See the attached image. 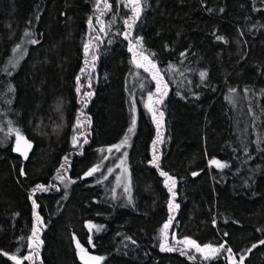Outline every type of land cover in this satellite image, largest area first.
Listing matches in <instances>:
<instances>
[{"label":"trees","instance_id":"16d2710c","mask_svg":"<svg viewBox=\"0 0 264 264\" xmlns=\"http://www.w3.org/2000/svg\"><path fill=\"white\" fill-rule=\"evenodd\" d=\"M107 5L0 0V264H79L77 241L100 264H264V0Z\"/></svg>","mask_w":264,"mask_h":264},{"label":"snow or ice","instance_id":"6c2138e0","mask_svg":"<svg viewBox=\"0 0 264 264\" xmlns=\"http://www.w3.org/2000/svg\"><path fill=\"white\" fill-rule=\"evenodd\" d=\"M129 3L135 5V7L133 8L134 15H133V18H132L133 21H134L135 19H137L139 17V14H140V0H129ZM105 5H106V7L108 6L107 5V0H105ZM90 23H91V21H90ZM124 23L126 25H128L129 27H131V25L129 24L128 20H125ZM25 35H28V33H26ZM126 38H127V34H126ZM217 39H223V37H217ZM37 42L38 41H36V40H32L31 41V43H33V44H35ZM17 47L19 48V45ZM87 50H88V45H85V51L87 52ZM129 51H132V49L130 48ZM144 59H147V57H144ZM137 66L138 67H143V65H137ZM152 67L155 68V65L153 64ZM200 77H201V80H203L206 77V73L205 72H201L200 73ZM153 78L155 79L156 77L154 76ZM77 79H79V78H77ZM77 91H79V89H77ZM88 95H90V94H88ZM152 95H153L152 93H149V97H148L149 101L152 100ZM145 106L146 107H149V110L152 111V108L150 107V105H145ZM160 115L163 116V113L161 112ZM134 127H135V120H133V125H132V127H130L128 129V132L131 133L133 131ZM21 139H23V137L20 136V134H19V132L17 130V143L18 144H19V141ZM127 142H128V137L126 135L125 136V139L121 142V145H116L114 147L116 148L117 151H119L120 147L123 144H127ZM25 143L27 144L28 142L25 141ZM84 143H87V140H85ZM76 144H77V140L74 137L73 138V145L75 146ZM153 144L155 145L156 144V141H153ZM29 147H30V145H29ZM16 151H20L19 147L16 148ZM109 151H111V149H109ZM124 155L126 156L127 154L125 153ZM25 158H26V156H25ZM64 159L67 162V159L68 158L65 157ZM158 161H159V157L156 156L155 153H154L153 159H152V161L150 163H152L155 167L159 168V162ZM210 164H215L217 167H221V168L222 167H226V165L221 164L219 161H217L215 159L211 160L210 161ZM62 167H63V165H62ZM98 170H99V166H95V167L91 168L88 172H86L85 175L86 176L93 175ZM21 174L22 175L24 174L23 173V169H21ZM160 175L166 177V180H165V184L166 185H167V183H168L169 180L172 181V187L169 188V191L171 192L172 191V188L175 187V183H176L175 180H174V178H172L171 176L168 175V173H166V172H164L162 170L160 172ZM193 175H197V173H193ZM38 189L39 190H44V186L43 185H37L36 188L33 189V192H35ZM172 194H173V196H175V193H172ZM33 206H34V208L37 207V205L35 204V201H33ZM176 207H179V205H176ZM169 208L170 209L172 208V204L171 203L169 204ZM37 220H40V217L39 216H37ZM214 223H215V221H214ZM168 227H169V224L166 223L164 225V229H167ZM225 235H226V233H225ZM33 236H36V229L35 228L33 230ZM37 239H38V237H37ZM89 243H91V238H89ZM181 243H186V244L190 245L191 247H194L197 251H203V248L199 244H197V242L195 240L185 238V240L181 241ZM260 243L261 244H264V240L260 241ZM77 247L81 250L82 253H85V255H87L86 251L82 248V246L79 244L78 241H77ZM208 247H211V246H209V245H205L204 246V248H208ZM223 247H224V245H220L219 246V248H223ZM253 247H255V245H253ZM219 248H213L212 250L214 252H218L219 251ZM161 250L162 251H164V250L172 251L173 249H171V248H167L166 249L163 245H161ZM250 250L251 249H249V251ZM228 251L230 252L231 249H228ZM5 255H7V254L5 253ZM9 258L12 259V260H15L16 261V264H21L20 259H18L16 256H11ZM29 258L30 257H27V256L26 257H23V259H29ZM205 258L207 259V257H205ZM81 259H84V256H81ZM103 259H104L103 257H91V256L88 257V260H94V261H97V262H99V261H101ZM240 259H241V261H243V257H241ZM85 264H88V261H85Z\"/></svg>","mask_w":264,"mask_h":264},{"label":"rangeland","instance_id":"374dc122","mask_svg":"<svg viewBox=\"0 0 264 264\" xmlns=\"http://www.w3.org/2000/svg\"><path fill=\"white\" fill-rule=\"evenodd\" d=\"M12 66H14V62L12 64ZM127 137H128V141H129V136H127ZM14 140L15 141H14L13 152L16 155L23 156L25 153L28 152V150L30 149L29 143L26 144L25 140L21 139L19 141V144H18L17 143V134L14 135ZM121 142L118 143L117 145H121ZM127 146H128V142H127V144H123L120 147L119 151H117L115 147L110 148L111 151L108 150L110 158L116 159L114 162L115 184L118 188L122 189L124 192H129V190H130L129 174H128L127 164H126V156L127 155L124 158V154H123V151H124L123 149L124 148L126 149ZM17 147H19L20 151H16ZM209 165L211 167H217L215 164H210V161H209ZM183 240H185V239H177L174 236V234H171L170 242L172 244L179 245L183 248L196 250L194 247H191L190 245H188L186 243H181V241H183ZM76 247H77V245H76ZM202 248H203V251H198V252L203 256L204 259H206L205 257H207V259L212 258L216 253L212 250L213 248H204V247H202ZM77 249L80 250L78 247H77ZM227 264H239V262H237L231 255L228 254L227 255Z\"/></svg>","mask_w":264,"mask_h":264},{"label":"water","instance_id":"95a60500","mask_svg":"<svg viewBox=\"0 0 264 264\" xmlns=\"http://www.w3.org/2000/svg\"><path fill=\"white\" fill-rule=\"evenodd\" d=\"M87 255H85V253H82L81 250H78L76 258L79 264H85V261H88V264H100V261H94V260H88V257H99L96 254L90 253L88 251H86ZM81 256H84V259H81Z\"/></svg>","mask_w":264,"mask_h":264}]
</instances>
